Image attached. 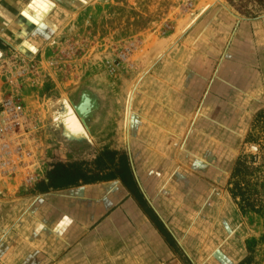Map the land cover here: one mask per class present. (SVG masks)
<instances>
[{"label": "rangeland", "instance_id": "obj_1", "mask_svg": "<svg viewBox=\"0 0 264 264\" xmlns=\"http://www.w3.org/2000/svg\"><path fill=\"white\" fill-rule=\"evenodd\" d=\"M207 1L212 11H198ZM204 15L219 19L211 27L215 52L222 51V38L226 36L227 41L232 34V39L240 36L242 48L256 54H207L212 46L208 28L195 25ZM65 18L32 54L9 53L0 58V99L11 98L22 105L23 123L15 128L23 136L22 145L44 147L54 142L58 148L60 138L51 128L54 106L69 97L79 104L77 89L82 80L90 78L98 81V100L106 105L107 100H115L106 110L117 119L109 123L111 115L106 116L96 126L99 136L84 139L91 144L85 157L106 146L139 150L145 144L143 134H132L125 124L129 92L128 121L137 96L140 116V101L155 96L143 89L146 75L175 49L183 35H199L185 49L191 61L181 62L177 56L171 66L175 71L181 67L203 70V90L192 100L195 105L189 116H180V106L169 107L175 117L176 147L164 149L169 164H176L181 183L176 205L186 248L183 253L191 264H264V209H240L227 190L233 161L240 154H253L257 156L254 165H261L258 192L264 202V127L251 128L256 112L264 108V0H85L76 3ZM223 21L225 26L220 25ZM221 56L227 63L224 72L232 70L234 76L215 78L214 92L204 94ZM201 99L206 108L196 110ZM60 111L64 113L65 108ZM196 112L197 119L191 120ZM249 131L258 135L257 142L245 141ZM7 141L14 146L18 139ZM90 160L85 162L93 167ZM167 204L174 210L173 203Z\"/></svg>", "mask_w": 264, "mask_h": 264}, {"label": "crops", "instance_id": "obj_2", "mask_svg": "<svg viewBox=\"0 0 264 264\" xmlns=\"http://www.w3.org/2000/svg\"><path fill=\"white\" fill-rule=\"evenodd\" d=\"M82 2L85 0H0V58L9 53L35 52L64 23L67 12ZM211 5L207 1L198 11L211 12ZM217 20L204 15L195 24L208 28L212 46L207 54L254 52L242 48L240 36L232 39V34L227 41L226 36H220L224 47L221 53L215 52L211 27L216 26ZM220 25L225 26V21ZM254 27L257 32V26ZM239 28L240 33L242 27ZM200 37L183 35L175 49L146 75L143 89L155 96L140 101L141 116L136 113V101L140 99L137 96L128 121L132 134L137 131L143 134L142 148L132 151L127 148L126 152L108 146L109 150L126 156L130 176L126 182L116 175L40 192L36 186L45 179L54 162L89 161L84 152L71 147V143L55 148L53 142L44 147H30V161L24 163L13 162L14 154L0 148V264H183L186 248L176 205L181 183L176 164H169L164 149L176 147L177 135L172 126L175 117L169 107L180 106L183 109L180 116H189L192 100L203 90L205 74L198 67L194 71L181 67L178 72L171 64L177 56L186 63L190 54H185V49ZM226 64L221 56L204 94L214 92L215 78L222 80L220 76L224 74L234 76L232 70L224 72ZM202 99L196 110L206 108ZM198 114L193 113L191 120L195 121ZM19 135L15 133V140H22ZM167 203H173L174 210H169Z\"/></svg>", "mask_w": 264, "mask_h": 264}, {"label": "trees", "instance_id": "obj_3", "mask_svg": "<svg viewBox=\"0 0 264 264\" xmlns=\"http://www.w3.org/2000/svg\"><path fill=\"white\" fill-rule=\"evenodd\" d=\"M251 128L264 127V108L256 112V116L251 123ZM258 135H254L251 131L247 133L245 141L257 142ZM264 141V140H262ZM264 148V142L261 144ZM256 155L240 154L233 161L227 181V190L231 199L242 210L261 211L264 209V202L261 201L258 187L261 186L258 171L261 165H254ZM93 167L87 166L85 161L61 162L56 161L47 171L45 179L40 181L36 188L40 192L50 189H63L70 186H76L81 183H92L99 180L110 179L119 175L126 182L129 166L124 154L118 155L115 150L106 149L92 162ZM239 262L238 264H241ZM183 264H191L183 255Z\"/></svg>", "mask_w": 264, "mask_h": 264}, {"label": "flooded vegetation", "instance_id": "obj_4", "mask_svg": "<svg viewBox=\"0 0 264 264\" xmlns=\"http://www.w3.org/2000/svg\"><path fill=\"white\" fill-rule=\"evenodd\" d=\"M105 91L108 92L106 89ZM85 95H86L85 93L82 95L84 97H81V101L79 102V104L72 103L70 100L66 98L70 102V104L73 106V108L75 109V112L77 113V115L79 116L82 122H83V118L86 117L88 118V122L92 124L93 127L95 126L98 127V125L100 126V124L103 122V119H106V116L109 117L111 115L108 118L109 123H111L112 119H115V120L117 119V117L115 118L114 116H112V114H110L109 111L106 110L111 106V104L115 102V100L112 101V100L106 99L107 100L106 102L108 104L106 105V103L103 104L102 100L97 99L93 101L92 99L88 98ZM62 99L63 98H61L57 102L52 112V127L51 128L55 130V133L52 132V134L54 135L56 134L55 136H59L60 144L66 146L69 143H71L72 144L71 147L77 150H81V152H87V150L90 149L89 145L91 144H85L86 141H84V138L81 135H75V134H72L66 131L65 128L62 127L63 126L62 123L59 120H56L54 118V114L58 112L59 110L63 109V106L61 103ZM118 105L120 104L118 103ZM114 124H117V123H114ZM99 134L100 133L97 131L95 134V137L99 136ZM106 149H109L108 146H106L105 148H100L98 151H96L95 154L93 153L92 155H88L89 156L88 159H91L90 161H93L97 157L98 154H100L102 151Z\"/></svg>", "mask_w": 264, "mask_h": 264}, {"label": "built area", "instance_id": "obj_5", "mask_svg": "<svg viewBox=\"0 0 264 264\" xmlns=\"http://www.w3.org/2000/svg\"><path fill=\"white\" fill-rule=\"evenodd\" d=\"M0 115V148L5 149L6 153L14 154L12 155V161L15 160L13 162H29L31 149L23 146L22 142L16 141L13 135L16 133V126L23 123L22 105L11 98L0 99ZM7 139H14L17 143L11 146ZM27 159L29 161H26Z\"/></svg>", "mask_w": 264, "mask_h": 264}, {"label": "bare ground", "instance_id": "obj_6", "mask_svg": "<svg viewBox=\"0 0 264 264\" xmlns=\"http://www.w3.org/2000/svg\"><path fill=\"white\" fill-rule=\"evenodd\" d=\"M232 14V13H231ZM132 96L129 92L128 99H127V114L125 124L127 126L128 123V116L130 115V103H131ZM62 106L65 108V112H61L60 110L54 114V118L59 120L62 123V127L65 128L66 131L69 133L80 135L86 133L88 135L87 129L84 123L81 121L75 109L70 104V102L66 99H62Z\"/></svg>", "mask_w": 264, "mask_h": 264}, {"label": "water", "instance_id": "obj_7", "mask_svg": "<svg viewBox=\"0 0 264 264\" xmlns=\"http://www.w3.org/2000/svg\"><path fill=\"white\" fill-rule=\"evenodd\" d=\"M96 78V77H95ZM99 84L98 81L95 79H84L81 81V84L79 86V88L77 89L78 92V97H84L82 96L84 93L86 94L85 96H87L88 98L92 99L93 101H95L97 99V91L99 90ZM76 94V95H77ZM75 98V97H74ZM72 103H74L73 98H68ZM83 123L87 129L88 135H86V133L80 134L84 139L91 141V140H95V134H96V129L97 127H93L92 124H90L88 122L87 119L83 118Z\"/></svg>", "mask_w": 264, "mask_h": 264}]
</instances>
